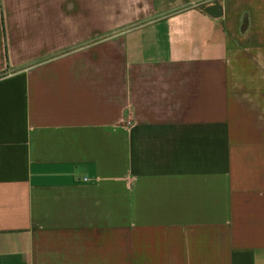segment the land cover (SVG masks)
<instances>
[{"label": "crops", "instance_id": "0c3cea01", "mask_svg": "<svg viewBox=\"0 0 264 264\" xmlns=\"http://www.w3.org/2000/svg\"><path fill=\"white\" fill-rule=\"evenodd\" d=\"M0 0V264H264V0Z\"/></svg>", "mask_w": 264, "mask_h": 264}, {"label": "water", "instance_id": "95a60500", "mask_svg": "<svg viewBox=\"0 0 264 264\" xmlns=\"http://www.w3.org/2000/svg\"><path fill=\"white\" fill-rule=\"evenodd\" d=\"M200 7H201V9H203L204 11H206L208 14H210L212 16H219L222 13L220 4L216 0L213 1L209 5L203 4Z\"/></svg>", "mask_w": 264, "mask_h": 264}]
</instances>
